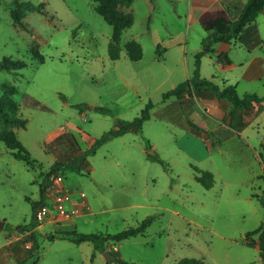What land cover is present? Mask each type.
<instances>
[{
	"label": "rangeland",
	"instance_id": "rangeland-1",
	"mask_svg": "<svg viewBox=\"0 0 264 264\" xmlns=\"http://www.w3.org/2000/svg\"><path fill=\"white\" fill-rule=\"evenodd\" d=\"M22 3L40 10L28 12ZM96 5L93 0H0V61L10 57L26 64L0 72V96L4 84L16 87L17 114L28 123L12 130L36 161L31 168L0 141V244L24 240L8 264H117L105 259L107 250L134 264H180L184 258L263 264L260 250L248 246L246 237L264 221V107L248 116L240 135L221 146L184 141L188 119L205 128L203 117L210 126L214 121L208 117H216L211 92L196 100L191 115L188 102L163 98L189 78L206 36L194 24L195 14L188 29L187 1L134 0L129 7L119 6L134 21L122 34L118 60L109 56L114 27ZM188 33L185 49L180 44ZM132 40L142 47L138 61L125 49ZM222 47L233 64L222 68L216 55H205L202 77L237 86L241 97H264V14L241 40ZM150 101L154 108L141 132L108 140L87 158L83 171H62L69 188L86 194L87 210L71 221L44 223L36 232L15 229L33 220V203L55 161L70 162L78 150L90 147L91 138L115 130L118 116L133 120ZM94 107L111 114L105 120ZM7 130L0 121V134ZM64 133L68 136L61 144H51ZM197 169L214 175L212 188L197 181ZM149 217L153 221L143 234L122 242L76 244L49 238L58 231L114 235ZM250 238L258 241L259 234Z\"/></svg>",
	"mask_w": 264,
	"mask_h": 264
},
{
	"label": "trees",
	"instance_id": "trees-1",
	"mask_svg": "<svg viewBox=\"0 0 264 264\" xmlns=\"http://www.w3.org/2000/svg\"><path fill=\"white\" fill-rule=\"evenodd\" d=\"M96 5V12L104 18V20L114 27V34L111 38L109 44V56L112 60H118L120 58L121 47L119 43L121 42V37L123 32L131 27L134 21L132 13H124L119 9V6L129 7L134 3V0H93ZM28 12H34L40 10L39 6H36L31 3H22ZM264 11V0H248L245 6L243 7L239 16L232 23L230 30L226 33L213 32L203 38L202 48L195 54L194 67L192 75L190 78L180 83L175 88L164 93L163 98L167 100L171 97H176L178 100L182 101L185 95L189 92H192L198 98H203L205 93L211 92L215 98L220 101H226L230 103L234 108L238 109H247L254 104H259L264 102V97L258 96L257 94H246L245 96H239L237 92V86L224 84L220 86L215 83L217 77L212 79L202 78L200 74L202 58L207 54H215L216 51L212 48L216 43H227L230 44L233 41L241 40L242 35L246 27L252 24L256 18ZM16 12V11H15ZM17 22L19 20L16 18ZM160 48V46L158 47ZM126 52L129 58L133 61H138L142 58V47L136 41H128L125 44ZM217 61L222 65L223 68L232 65V60L226 52H221L216 55ZM40 62L44 63L45 59L42 55L35 56ZM26 64L19 60H14L10 57H4L0 61V72L1 71H10L21 69ZM4 92L0 96V121L2 122L4 128L9 129L0 134V141H2L5 146L12 151L13 156L17 160H22L28 166L35 169L36 161L33 160L30 154L25 150L24 146L20 143L17 138L16 132L13 131V128H26L27 119L19 116V104L15 101L14 96L17 93L15 86L11 84H4ZM35 106L44 108L45 106L40 105L39 103H34ZM77 108L83 109L82 105H77ZM154 108L153 102H148V104L143 108L140 115L134 118L133 120H119L115 122V126L119 127L118 130H110L100 137L95 138L94 142L90 147L81 152L78 150V154L73 157V159L68 163H63L55 161L51 166L50 170L46 173V180L40 186V199L33 203V220L27 224H21L16 226V230L29 232L34 230L39 224L35 220V211L36 209L44 203L45 193L49 187L51 178L56 174H62V171L67 169L78 171L85 170L89 163L87 158L91 155H95L97 150L104 145L111 138L122 136L128 132H141L144 124L151 118V110ZM94 110L97 112L109 115L111 111L105 107H94ZM228 125V124H227ZM231 126V125H230ZM241 126H245L242 124ZM233 127V126H231ZM187 129L190 130L193 134L204 138L205 141L214 137V141L207 143V147L217 146L222 144L225 140L234 136L235 133L231 132L226 135L219 134H210L208 131L199 126L198 124L192 122L188 119ZM67 134H61L55 138L51 144L62 143L66 138ZM72 140V137H71ZM73 142V141H72ZM74 145V143H73ZM79 149V148H78ZM159 162L163 163L161 160ZM196 179L198 182L202 183L205 188L210 189L214 186V175L211 172L204 170H196ZM63 175V174H62ZM264 204V202H263ZM153 218L149 217L140 223L137 227H131L122 232H119L114 235H99V234H77L76 232L70 231H58L56 234L49 236L51 240L66 239L76 244H81L82 242H94L102 243L104 241H114L122 242L128 240L131 237L143 234L147 228L152 223ZM259 234L258 241L250 238L252 235ZM246 244L253 248H258L260 250L261 260L264 264V221L261 226L256 230L247 234ZM117 264H134L123 261L121 259L117 260ZM180 264H207L205 261L197 258H184L180 261Z\"/></svg>",
	"mask_w": 264,
	"mask_h": 264
},
{
	"label": "crops",
	"instance_id": "crops-1",
	"mask_svg": "<svg viewBox=\"0 0 264 264\" xmlns=\"http://www.w3.org/2000/svg\"><path fill=\"white\" fill-rule=\"evenodd\" d=\"M176 1L180 2L182 0H176ZM186 1L188 4V14H189L188 15V17H189L188 18L189 19L188 29H190V27H191V19L195 14L196 19L194 21V24L200 25V27L205 30V35L208 36L209 34H211L213 32H220V33L228 32L230 30L232 23L239 16V14L241 13L243 7L245 6V4L247 3L248 0H186ZM262 14H264V11L260 15H262ZM255 22H256V20L252 24L248 25L246 27V29L244 30V32L249 33L250 30L253 27H255ZM244 32H243V35L245 34ZM256 33H257V34H255L256 39L260 42L262 40L261 34L258 30H256ZM188 35H189V33L187 34V37L185 39L184 46H182L183 44L179 43L180 46L184 47L185 49H186L188 41H189ZM243 35H242V37H243ZM206 36H204V38ZM222 45H227V43H216L213 45L212 48L216 51V53L213 55H217L221 52H226L228 54V51L223 50L225 48L222 47ZM207 55H212V54H207ZM221 67H222V65H221ZM229 67H231V66H228L226 68H229ZM201 68H202V63H201ZM200 74H201V69H200ZM191 75H192V73H191ZM191 75H189V78L191 77ZM201 77H202V75H201ZM216 80H218V79H216ZM215 83H217V82H215ZM228 83L223 81V85H220L222 83H219V85L222 87V86H224V84L228 85ZM201 99H202L201 97L198 98L192 92H189L185 95V97L182 101H180L178 99L177 100H178V102H180V104H185V103H183L185 101L188 102L187 103L188 105L186 106V107H188L187 113H188V115H191V112L193 110H196V107H197L196 100H201ZM214 107L216 108V117L212 118L211 116L208 115L209 116L208 118L211 119L212 122L214 121L213 122L214 124L211 123L212 126H210V124L207 122L206 117L204 116L203 120L205 119V122L207 124L203 123V125L205 126V129L208 131V133L212 134V136H213V134L226 135V134H229L231 132L235 133L234 136H232L231 138H229L223 142V143H227V142H230L231 140H233L237 135H240V133H242L247 128V125L250 121V118H248V116L250 114L257 115L261 111L260 109H262L264 107V102H261L259 104H254L253 106H251L247 109H238V108H234L230 103H228L226 101H220L216 98V101L214 103ZM205 113H206V111H205ZM119 115H122V114H119ZM103 118L106 120V118H107L106 115L103 114ZM117 119H120L119 116L117 117ZM242 124H244L245 126H241ZM230 125L233 127H231ZM115 127H116V130L119 129V127H117V126H115ZM54 139H52V140H54ZM94 139L95 138L90 139L91 144L94 142ZM182 139L184 141H186V140L192 141L191 144L192 143L193 144L194 143L195 144L196 143H203L205 146L207 145L206 142H208V144H209L210 140H211V142L214 141V137L205 141L204 138L193 134L190 130L187 129V125H186V133L182 137ZM222 144L217 145V146H221ZM255 151H256L258 156H260V157L262 156L260 151H258L256 149H255ZM207 152H208V150H207ZM262 168L264 169V164H262ZM41 227H42V225H38L34 230L29 231L26 234L36 232V230L41 228ZM22 241H24L23 238L19 237V238H16L14 241H6V242L0 244V264H8V262L13 257L12 253L14 251L18 250L16 244L18 242H22Z\"/></svg>",
	"mask_w": 264,
	"mask_h": 264
},
{
	"label": "built area",
	"instance_id": "built-area-1",
	"mask_svg": "<svg viewBox=\"0 0 264 264\" xmlns=\"http://www.w3.org/2000/svg\"><path fill=\"white\" fill-rule=\"evenodd\" d=\"M85 198L84 192L69 188L65 177L56 174L50 180L44 203L35 211V220L39 225L71 221L87 210L88 204L84 201ZM32 247L31 241L26 244V249L31 250Z\"/></svg>",
	"mask_w": 264,
	"mask_h": 264
},
{
	"label": "water",
	"instance_id": "water-1",
	"mask_svg": "<svg viewBox=\"0 0 264 264\" xmlns=\"http://www.w3.org/2000/svg\"><path fill=\"white\" fill-rule=\"evenodd\" d=\"M153 152V151H152ZM4 228V223L0 222V229ZM104 257L108 262H117V258H115L110 251H105Z\"/></svg>",
	"mask_w": 264,
	"mask_h": 264
}]
</instances>
